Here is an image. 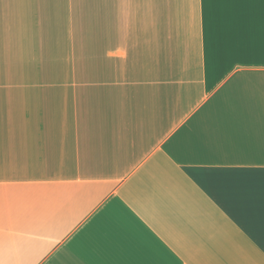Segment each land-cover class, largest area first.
<instances>
[{
  "label": "crops",
  "instance_id": "crops-1",
  "mask_svg": "<svg viewBox=\"0 0 264 264\" xmlns=\"http://www.w3.org/2000/svg\"><path fill=\"white\" fill-rule=\"evenodd\" d=\"M0 264H264V0H0Z\"/></svg>",
  "mask_w": 264,
  "mask_h": 264
}]
</instances>
